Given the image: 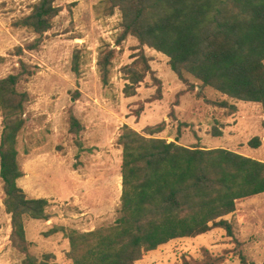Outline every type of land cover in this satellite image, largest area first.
<instances>
[{
  "label": "rangeland",
  "instance_id": "1",
  "mask_svg": "<svg viewBox=\"0 0 264 264\" xmlns=\"http://www.w3.org/2000/svg\"><path fill=\"white\" fill-rule=\"evenodd\" d=\"M38 0H0V79L20 71L21 61L35 72L19 89L30 95L26 125L18 137L19 162L25 176L19 185L30 197L47 198L55 218L49 223L26 219L30 252L53 264H71L69 240L63 233L45 236L54 226L87 232L115 225L120 216L123 147L118 140L124 125L146 135L187 147L226 148L264 161V109L261 104L232 99L186 74L172 71L167 55L149 47L151 73L129 96L126 67L141 51L139 41L123 32L122 14L110 13L105 0H57L63 8L36 51L18 54L38 36L15 23L30 14ZM114 51L110 81H102L98 61ZM79 72L74 70L75 55ZM228 102V107L219 106ZM75 115L84 129L71 132ZM3 115L0 108V140ZM149 136V135H147ZM261 140L255 148L251 141ZM0 178V264H23L24 255L11 242V216L4 205ZM222 228L195 237L176 239L150 252L136 264H183L203 261L204 249L219 264H264V193L237 201Z\"/></svg>",
  "mask_w": 264,
  "mask_h": 264
},
{
  "label": "trees",
  "instance_id": "2",
  "mask_svg": "<svg viewBox=\"0 0 264 264\" xmlns=\"http://www.w3.org/2000/svg\"><path fill=\"white\" fill-rule=\"evenodd\" d=\"M57 0H38L17 26L27 27L37 38L18 54L36 51L53 29L63 8ZM110 13L122 14L123 32L139 41L141 51L126 67L129 83L125 92L136 94L137 86L151 73L143 47L169 58V65L181 79L186 74L228 97L259 103L264 109V0H105ZM114 51L98 61L102 81H110ZM79 72V57L74 58ZM34 71L25 61L20 71L0 79V108L3 130L0 140V178L4 205L11 216L13 248L24 255L23 264H53V253L39 258L30 252L26 219L49 222L55 215L47 198L30 197L19 185L25 176L17 148L26 125L25 107L30 95L19 89ZM228 107V102H220ZM70 130L84 127L75 115ZM163 128H148L146 135L123 126L119 144L123 147L120 216L115 225L87 232L54 226L45 236L63 233L69 240L67 258L71 264H136L150 252L181 238H195L215 228L233 234L225 219L236 212L237 201L264 193V161L226 148L187 147L153 137ZM149 135V136H147ZM253 147L261 146L257 137ZM243 264H248L242 258ZM204 249L203 261L185 259L183 264H219Z\"/></svg>",
  "mask_w": 264,
  "mask_h": 264
},
{
  "label": "crops",
  "instance_id": "3",
  "mask_svg": "<svg viewBox=\"0 0 264 264\" xmlns=\"http://www.w3.org/2000/svg\"><path fill=\"white\" fill-rule=\"evenodd\" d=\"M53 220V219H52ZM47 223H49V222H47Z\"/></svg>",
  "mask_w": 264,
  "mask_h": 264
}]
</instances>
